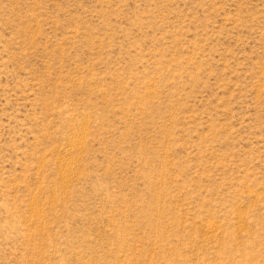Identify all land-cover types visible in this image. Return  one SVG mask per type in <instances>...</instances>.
Listing matches in <instances>:
<instances>
[{"label":"rangeland","instance_id":"1","mask_svg":"<svg viewBox=\"0 0 264 264\" xmlns=\"http://www.w3.org/2000/svg\"><path fill=\"white\" fill-rule=\"evenodd\" d=\"M0 264H264V0H0Z\"/></svg>","mask_w":264,"mask_h":264}]
</instances>
